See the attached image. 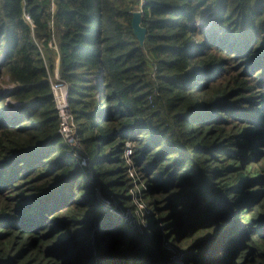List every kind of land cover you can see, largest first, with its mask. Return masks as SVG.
Returning a JSON list of instances; mask_svg holds the SVG:
<instances>
[{
    "label": "trees",
    "instance_id": "trees-1",
    "mask_svg": "<svg viewBox=\"0 0 264 264\" xmlns=\"http://www.w3.org/2000/svg\"><path fill=\"white\" fill-rule=\"evenodd\" d=\"M0 72V264H264V0H0Z\"/></svg>",
    "mask_w": 264,
    "mask_h": 264
},
{
    "label": "built area",
    "instance_id": "built-area-1",
    "mask_svg": "<svg viewBox=\"0 0 264 264\" xmlns=\"http://www.w3.org/2000/svg\"><path fill=\"white\" fill-rule=\"evenodd\" d=\"M53 2V0H52ZM145 5L141 1L140 7L142 8ZM54 8V4H52ZM26 22L29 24L32 23L29 16H25ZM50 47L53 48V44L50 45ZM54 81L50 79V87L53 92V101L55 105V109L57 110V115L59 119V136L62 138V140L69 145L70 147H78L77 139H76V133H75V124L74 120L70 111V104H69V91L68 87L61 83L58 78V72H55L54 75ZM132 149L126 145L124 150V156L123 159L126 163L127 168L129 169V175L134 180L133 183L136 184L138 180H136L137 173L135 170H132ZM83 161V162H82ZM81 161V164L85 167L89 166V163L87 160L83 159ZM86 164H88L86 166ZM130 195L133 200L134 209H127L123 214V219L127 222L132 223L134 226H137L139 223H144L145 218L147 215H149V210L146 205L142 203L140 200L141 198V192L140 190H134L132 189L130 191ZM107 206L108 203L106 202Z\"/></svg>",
    "mask_w": 264,
    "mask_h": 264
},
{
    "label": "rangeland",
    "instance_id": "rangeland-1",
    "mask_svg": "<svg viewBox=\"0 0 264 264\" xmlns=\"http://www.w3.org/2000/svg\"><path fill=\"white\" fill-rule=\"evenodd\" d=\"M201 26V25H200ZM200 28H202V27H200ZM210 28V26L208 25L207 26V28H206V30L207 29H209ZM202 31H204V29L202 28ZM1 73V72H0ZM54 78L55 77H51V79L54 81ZM59 78V77H58ZM10 90H11V88H10V85H8V79H7V77L2 73V78H1V80H0V94H2V95H8L9 94V92H10ZM74 124H75V122H74ZM127 146H129L131 149H133V145L131 144V143H127ZM78 148V147H77ZM83 160V159H82ZM83 162V161H82ZM88 164H86V166H87ZM81 166L82 167H85V166H83L82 164H81ZM86 168H89V166L88 167H86ZM127 169V171H126V173H127V177H128V180H129V189H128V192H127V194H126V196L128 197V199H129V202H128V207L129 208H131V209H134V204H133V200H132V197H131V195H130V191L132 190V189H134V190H140V192H141V198H140V200L142 201V203L144 204V205H146L147 206V201L145 200V198H144V192L146 191V187H145V185H144V183L142 182V180L139 178V176H138V174H137V176H136V180H138V182L136 183V184H134L133 183V179L130 177V175H129V169L128 168H126ZM132 170H135V168H134V165L132 166ZM130 203V204H129ZM148 208V207H147ZM148 210H149V214H150V209L148 208ZM141 225H142V229H141V232H143V230L144 231H149V226H147V225H149L148 224V221L147 220H145V222L144 223H141ZM166 251L167 252H169V253H171L170 254V256H173L174 257V263L176 264L177 262H178V260H180V258L178 257V253L177 252H179L177 249H175L173 246L172 247H167L166 248Z\"/></svg>",
    "mask_w": 264,
    "mask_h": 264
},
{
    "label": "water",
    "instance_id": "water-1",
    "mask_svg": "<svg viewBox=\"0 0 264 264\" xmlns=\"http://www.w3.org/2000/svg\"><path fill=\"white\" fill-rule=\"evenodd\" d=\"M131 27H132L134 36L137 38L141 46H143L146 40L147 32L142 27V14L140 12L133 14Z\"/></svg>",
    "mask_w": 264,
    "mask_h": 264
},
{
    "label": "bare ground",
    "instance_id": "bare-ground-1",
    "mask_svg": "<svg viewBox=\"0 0 264 264\" xmlns=\"http://www.w3.org/2000/svg\"><path fill=\"white\" fill-rule=\"evenodd\" d=\"M51 81V80H50ZM51 88V87H50ZM51 93H52V95H53V92H52V90H51ZM57 111V110H56ZM58 113V112H57ZM61 138V137H60ZM62 139V138H61Z\"/></svg>",
    "mask_w": 264,
    "mask_h": 264
}]
</instances>
